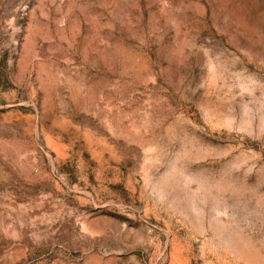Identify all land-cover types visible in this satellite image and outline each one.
I'll list each match as a JSON object with an SVG mask.
<instances>
[{"label":"rangeland","instance_id":"1","mask_svg":"<svg viewBox=\"0 0 264 264\" xmlns=\"http://www.w3.org/2000/svg\"><path fill=\"white\" fill-rule=\"evenodd\" d=\"M0 264H264V0H0Z\"/></svg>","mask_w":264,"mask_h":264}]
</instances>
